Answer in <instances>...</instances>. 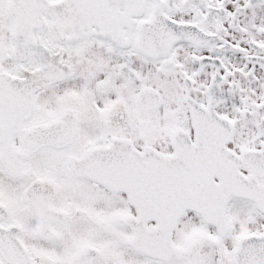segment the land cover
<instances>
[{
    "label": "snow or ice",
    "instance_id": "1",
    "mask_svg": "<svg viewBox=\"0 0 264 264\" xmlns=\"http://www.w3.org/2000/svg\"><path fill=\"white\" fill-rule=\"evenodd\" d=\"M0 264H264V0H0Z\"/></svg>",
    "mask_w": 264,
    "mask_h": 264
}]
</instances>
